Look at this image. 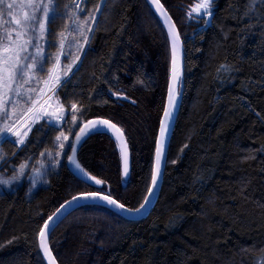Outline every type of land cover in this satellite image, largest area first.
Segmentation results:
<instances>
[{"label": "trees", "instance_id": "trees-1", "mask_svg": "<svg viewBox=\"0 0 264 264\" xmlns=\"http://www.w3.org/2000/svg\"><path fill=\"white\" fill-rule=\"evenodd\" d=\"M72 2H53L51 51ZM101 2L78 70L59 95L83 101L87 111L81 121L102 118L124 129L129 177L122 181L116 144L100 131L82 143L77 159L106 181L102 188L73 176L62 156L54 171L49 168L47 185L29 192L22 180L0 190V264H44L39 227L79 192L103 190L129 208L146 195L168 80L167 40L145 0L81 5L88 13ZM160 2L181 37L184 68L157 201L136 221L99 206L74 210L49 237L58 264H259L264 259V0H212V16L192 19L187 12L199 0ZM58 130L34 131L20 147L0 142L7 154L0 171L11 174L20 163L39 160L53 148Z\"/></svg>", "mask_w": 264, "mask_h": 264}, {"label": "snow or ice", "instance_id": "snow-or-ice-1", "mask_svg": "<svg viewBox=\"0 0 264 264\" xmlns=\"http://www.w3.org/2000/svg\"><path fill=\"white\" fill-rule=\"evenodd\" d=\"M149 3L155 7L168 28L172 60L167 104L163 108L159 136L155 141V162L150 172L147 195L139 208L135 209L126 208L124 203L115 199L110 193L105 195L103 190L79 192L77 195L72 196L71 200L64 201L52 215L44 220L37 233L38 247L42 250L47 264H57L56 256L53 255L48 241L50 221H53L66 205L81 200H99L122 211L139 212L149 202V198L158 183L161 175V163L165 154V140L169 130V121L176 108L177 96L179 95L176 86L181 78L179 59L181 45L179 32L176 30V26L164 5L160 0H149ZM102 6L103 2L97 4L95 9L83 20H80L77 16L73 21L75 31L79 37V39L74 38L75 54L70 51L73 43L71 41L68 44L69 51L65 52L66 37L63 32L59 33L60 39L57 51L55 53H45L38 40L43 38L45 33L49 31L50 13L54 11L53 0H11L7 3L5 0H0V142L14 143L17 147H20L28 142L30 134L34 131L43 133L46 129L50 131L59 129L51 141L53 148L41 152L40 156L49 157L53 168L59 166L60 157L66 156L70 164L96 185H104L106 181L97 178V176L92 175L83 168L76 158L77 145L85 136L93 131H98L103 126L106 131L111 132L115 137L123 164V175L127 176L129 174V153L124 129L107 119L98 118L81 121L80 117L87 111L83 101L61 99L59 92L67 80L70 79L69 73H72L74 68L78 70V62L82 60L80 53L84 52L85 45L90 42L89 33L94 31L93 25L97 23L96 13L101 11ZM76 8L79 10L78 3ZM25 9H30V11ZM211 9L212 0H199L198 3L189 8L187 16L190 19L194 18V14L210 17L212 16ZM5 10L7 16L11 18L13 25L11 28L5 26L3 20ZM208 22L205 20V24ZM29 33H32V35ZM13 34L15 35L13 36ZM34 40L37 42H34ZM30 48H34L35 51H30ZM61 56H64L65 59L71 57V62L62 65ZM47 64H50V66L46 67ZM220 69L230 70L228 65H221ZM40 73H44V75L41 76ZM116 95L120 98L119 94ZM68 117H71L70 121ZM68 124L71 127H68L67 132H65L62 129ZM76 128L79 131H75ZM70 136L75 137L74 141L69 139ZM184 147H187V145ZM69 150L71 154H69ZM6 155L0 147V160L5 159ZM175 162L173 161V163ZM38 163L39 167L33 166L31 169L29 177L31 187H35L37 182L42 180L46 174L45 161L40 160ZM28 167L27 160L22 162L16 168L12 177L8 179L0 177V184L7 186L11 185L13 181H19ZM44 183H47V181L45 180ZM8 243H11V241H8ZM259 264H264V259H261Z\"/></svg>", "mask_w": 264, "mask_h": 264}, {"label": "water", "instance_id": "water-1", "mask_svg": "<svg viewBox=\"0 0 264 264\" xmlns=\"http://www.w3.org/2000/svg\"><path fill=\"white\" fill-rule=\"evenodd\" d=\"M145 2L149 6V8L151 9V11L155 15V17L158 19L160 25L162 26L163 31H164L165 36H166L167 45H168V51H169V70H168V80H167V86H166L165 97H164V104H163V108H164V106L167 104L168 85H169V82L171 80V60H172L171 40L168 37V28L165 25L163 18L156 11L155 7L151 3H149V0H145ZM168 15H169V13H168ZM172 22H173V20H172ZM176 30H177V27H176ZM180 45L181 46L179 48V59H180V66H181V78H180L179 84L176 86L177 92L179 93V95L177 96V105H176V108L174 109L172 118L169 121V130H168L167 137H166V140H165V154H164V159L162 160V163H161V175H160L159 180H158V183H157V185H156V187H155V189L153 191V194L149 198V202L139 212L122 211V210H120L118 208H115L113 206H110V205H108V204H106V203H104L102 201H99V200H96V201H90V200L89 201H83V200H81V201L75 202V203H73L71 205H66L65 208L62 209L61 212L57 214V216L53 219V221H50V229H49L48 241H49V237H50L52 231L56 228V226L65 217H67L70 213H72L74 210H76L78 208H81L83 206H99V207H102V208H106V209L114 212L118 216H120V217H122V218H124L126 220H131V221H136V220L143 219V218H145L149 214V212L153 208L154 204L156 203L157 198H158V195H159V192H160V188H161L162 180H163V172H164V168H165V164H166V159H167L168 145H169V141H170L171 134H172V131H173V128H174L175 120H176V116H177V113H178V110H179V107H180V103H181L182 87H183V68H184V50H183V44H182L181 37H180ZM163 108H162V111H161V114H160V117H159V121H158V126H157L155 141H156V139L159 136V126H160V120L163 117ZM95 119H98V118H93V119H89V120H95ZM99 119H102V118H99ZM77 131H79V129ZM100 131L107 132L112 137V139L114 140V142L116 144L117 151H118V156H119L120 175H121L122 178L123 177H126V178L129 177V174H130V151H129V148H128V153H129V174L127 176H124L123 175V171H122L123 164H122V161L120 159L119 148L117 146V142L115 140V137H114V135L111 132L106 131L103 126H101L98 131H93L89 135L85 136L84 139L80 142V144L77 145V152H78V149L80 148V146L82 145V143L91 134H93L95 132H100ZM74 139H75V137H73V140L72 141H74ZM69 154H71L70 151H69ZM76 158H77V155H76ZM154 162H155V144H154V149H153L152 166H153ZM65 165H66L67 169L70 171V173L73 176H75L76 178L82 180L86 184H88L90 186H93V187H96V188H100L102 186V185H96L94 182L88 180L87 177H85L83 175V173H81L78 169H76L72 164H70L68 162L67 158L65 160ZM103 193L105 195H107V193H105V192H103ZM146 195H147V192H146ZM71 198H72V196L69 197L66 200H71ZM66 200H64V201H66ZM64 201L62 203H60L56 208H54L53 211L48 216L52 215V213L55 212L56 209L59 208L60 205L64 203ZM143 202H144V199H143L142 203ZM139 206L136 207V208H139ZM126 208H129V207L126 206ZM130 209H135V208H130ZM48 216L44 220H46L48 218ZM43 222H42L41 226L43 225ZM37 245H38V236H37ZM38 251L40 253V256H41L44 264H47L46 259L43 257L42 250H40L39 247H38ZM57 264H58V262H57Z\"/></svg>", "mask_w": 264, "mask_h": 264}, {"label": "rangeland", "instance_id": "rangeland-1", "mask_svg": "<svg viewBox=\"0 0 264 264\" xmlns=\"http://www.w3.org/2000/svg\"><path fill=\"white\" fill-rule=\"evenodd\" d=\"M82 1L83 0H73V2H72L73 6L70 9H68L67 12H66L67 13V19L65 18V20H66V22H65L66 23V28H65V30L62 31L65 34V37H66V39H65V52L66 53L69 51L68 44L71 41L73 43H72V48H71L70 51L73 54H75L74 38L79 39L78 34L75 31L73 21L76 19L77 16L79 17L80 20H83L85 16H87V15H89L91 13L90 11L88 13H85V10L82 8V5H81ZM5 2L6 3L7 2H11V0H5ZM53 2H54V0H53ZM77 3L79 4V10H77V8H76V4ZM25 10L26 11H30V9H25ZM52 13H50V16H52ZM96 16H97V13H96ZM3 20L5 22V26H7L9 28L13 27V25L11 23V18L7 16L6 10H5V14H4ZM93 27H94V25H93ZM37 28H38V25H37ZM29 34L32 35V33H29ZM90 34L91 33H89V36H90ZM14 35L15 34H13V36ZM37 35H38V33H37ZM59 39H60L59 34H57V37H56L55 42H54V46H55L54 51H51V49H49L48 40H47V32L45 33V36L43 38H40L38 40V43L41 45V47L44 48L45 53H55L57 51L58 46H59ZM34 42H37V41L34 40ZM81 42H83V41L81 40ZM86 45H85V47H86ZM30 51L34 52L35 49L34 48H30ZM80 55H82V53H80ZM70 62H71V57H69L68 59H65L64 56H61L62 65H67ZM49 66H50V64L46 65V67H49ZM40 75L43 76L44 73H40ZM69 75H70V73H69ZM62 130L67 132L68 129H67V127H64ZM72 140H73V138L71 139V141ZM60 159H62V157H60ZM40 160H44L45 161V165H46L45 173L46 174L43 176L42 180L37 182L35 187H31V180L29 178L30 174H31V169H32L33 166L39 167V163L38 162ZM28 163H29V167L25 169V174L20 178L19 181H13V183L11 185H7V186L0 184V190H2V189H12L15 186H17L19 183H21L22 180H25L29 192L34 191L36 188H38L40 186L47 185V183H44V181L48 180L47 176H48L49 168H51L52 171H54L55 168H56V167L55 168L52 167L50 158L47 157V156L40 157L39 160L28 162ZM4 164L7 165V163H4ZM4 164H1V160H0V168ZM19 165H17L16 168H18ZM16 168L14 169V171L11 174H7L6 172L0 171V177H2L4 179H8V178L12 177L15 174ZM121 179H122L123 182H125L128 179V177L127 178L126 177H123V178L121 177ZM100 188H102V186ZM100 188H98V189H100Z\"/></svg>", "mask_w": 264, "mask_h": 264}]
</instances>
